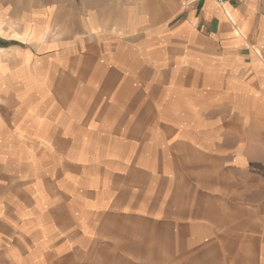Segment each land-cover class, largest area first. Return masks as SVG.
Segmentation results:
<instances>
[{"label":"crops","instance_id":"crops-1","mask_svg":"<svg viewBox=\"0 0 264 264\" xmlns=\"http://www.w3.org/2000/svg\"><path fill=\"white\" fill-rule=\"evenodd\" d=\"M32 8L0 10V264H240L241 233L178 211L165 190L146 205L130 177L185 176V149L255 172L264 0H182L167 22L109 29L91 16L70 41Z\"/></svg>","mask_w":264,"mask_h":264},{"label":"rangeland","instance_id":"rangeland-1","mask_svg":"<svg viewBox=\"0 0 264 264\" xmlns=\"http://www.w3.org/2000/svg\"><path fill=\"white\" fill-rule=\"evenodd\" d=\"M1 11L15 7H25L29 13L38 6L47 12L50 18L48 29L54 40H75L87 36L88 18L106 19V28L117 22L146 24L161 20L169 21L172 11L178 12L182 0H1ZM33 9V8H32ZM173 13V12H172ZM170 15V16H169ZM9 18L12 20L10 13ZM170 17V18H169ZM13 20L18 22L19 16ZM2 24H0V29ZM232 146V145H226ZM246 151L254 158L251 167L255 172L242 169L240 172L230 165L223 167L217 160H210L198 150H184L182 163L186 175L162 176L150 173L134 174L132 182L144 187L146 205L152 204V198L158 191L170 194L173 206L178 211H185L193 218L210 219L217 223L219 230L226 233H241L240 264H254L253 249L256 246L248 239L250 234L257 235V258L260 262V247L264 240H259L264 232V143L246 145ZM179 163V162H178ZM156 167H174V161L164 157L155 161ZM250 173V174H249ZM169 195L162 198V205H168ZM150 200V201H149ZM167 201V202H166ZM184 208L185 210H181ZM146 231L149 229L145 227ZM254 236V235H253ZM245 238L248 240L244 242ZM145 258L152 259L151 255ZM167 260L168 256H162ZM177 263L176 255L170 257ZM234 260V262H233ZM218 257L196 256L194 264H218ZM236 263V256L231 257V264Z\"/></svg>","mask_w":264,"mask_h":264},{"label":"built area","instance_id":"built-area-1","mask_svg":"<svg viewBox=\"0 0 264 264\" xmlns=\"http://www.w3.org/2000/svg\"><path fill=\"white\" fill-rule=\"evenodd\" d=\"M214 1H216L217 3H225L228 0H214Z\"/></svg>","mask_w":264,"mask_h":264},{"label":"bare ground","instance_id":"bare-ground-1","mask_svg":"<svg viewBox=\"0 0 264 264\" xmlns=\"http://www.w3.org/2000/svg\"><path fill=\"white\" fill-rule=\"evenodd\" d=\"M15 7V6H14ZM4 13H5V11H4ZM4 16V15H3Z\"/></svg>","mask_w":264,"mask_h":264}]
</instances>
